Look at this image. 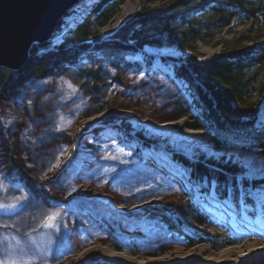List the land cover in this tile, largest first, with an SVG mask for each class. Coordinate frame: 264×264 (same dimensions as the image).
Instances as JSON below:
<instances>
[{
    "label": "rangeland",
    "instance_id": "1",
    "mask_svg": "<svg viewBox=\"0 0 264 264\" xmlns=\"http://www.w3.org/2000/svg\"><path fill=\"white\" fill-rule=\"evenodd\" d=\"M99 1L79 0V3L64 19L62 31L56 35L54 41H60L63 34L81 23L85 16L92 11L95 3ZM113 1H115V5H120L116 9V16L104 27L97 28L100 41L111 39L134 17L146 0ZM212 16L213 13L210 10L202 21L211 23L214 21ZM248 24L249 21L244 16L237 15L230 27L221 31L216 30L213 34L211 32L209 35L212 34V36H206L204 42L188 43V47L195 49L196 53L202 57L210 58L219 53L218 44H231L237 37L248 35L246 33ZM251 37L259 46L264 47V29L252 34ZM86 43L88 44L87 53L77 54L75 60L81 63L83 69H99L106 73L103 78L104 84L100 88L104 103L108 99L110 101V109L102 112H97V108L88 110L89 112L87 111L75 119L70 116L65 118L62 115L57 117V124L60 125L59 132L61 133L65 129L69 134V139L60 138L51 148H62L64 154H57L58 162L52 170L45 171V174L39 176H30V182H28L29 187L34 186L41 191V196L50 206L55 204L57 208L50 212V217L45 221L39 233L25 239L17 235L1 237L0 260H3L4 264H112L110 263L111 258L105 257L102 251H89L90 247L84 249V246H78V238L82 237L84 231L90 228L97 232L93 236L96 241L95 246L104 248L113 247L112 244H116L118 250L113 248L117 253H123L119 245L135 244L139 237H150V234L153 230L158 229V226L168 233L169 238H178L188 243L187 249H193L200 245L211 247L213 245L210 242L211 238L217 243H222L234 241L241 236L252 235L256 238L263 236L261 233L264 231V204L260 202L262 194H257L255 190L264 189V175H261L255 168H246L245 165H250L253 162L256 165H264V150L217 149L203 129L194 130L188 127L193 122L191 120L194 116L193 101L185 83L175 76L174 65L185 60L190 52L178 45H172L166 40H162L160 45H146L141 49L135 47L136 43H128L124 50L117 51L115 54L92 39L87 40ZM110 58L111 60H109ZM115 77L123 80L122 83L120 84ZM53 81V87L51 86L53 92H59L57 96H63L65 101H71L69 93H73L75 96L81 93L77 83L67 72ZM139 82H144L145 87L148 88L145 96L139 93L132 95L131 93L133 85L135 86V83ZM162 101H166V105L170 107H175L177 103L182 102L187 116L175 120L161 119L160 111L162 109L159 111L157 104ZM58 111L60 110L58 109ZM111 113L113 117L110 121ZM144 115L148 116V119L143 117ZM45 116L48 120V126L45 128H49L52 118L50 113ZM156 119L159 121L156 122ZM256 119L258 125L264 124V100L258 109ZM148 121L156 124L159 128H164L165 125H173L174 128L166 131L165 134H156L146 126ZM11 123L13 124L1 117L0 126L6 132L11 130ZM182 133L197 135L198 138L190 140L178 138L177 136ZM20 141L23 142V139ZM89 141L93 143L92 149L87 147ZM108 141H115L116 146L121 150H117V147H109L110 145L106 144ZM160 157L165 160L168 168L155 160ZM183 158L190 162H196L202 158L221 164H232L243 170L244 174L250 173L247 176L244 175L245 179L250 182L256 181V183L247 188L241 185L238 189V197H240L235 203L232 195L234 186L229 189L227 196H222L217 192L215 184H211L207 180L201 182L192 180L191 169L183 164ZM79 159L83 163L81 167L74 166L73 174L76 177L71 178L70 184L75 185L80 191L68 194L57 189L56 185L67 173L70 163L73 161L76 164ZM102 160L107 161V164L104 165L105 167L96 168L95 174V167L99 165L98 163H102ZM110 161H114V164L109 163ZM132 162L146 167L148 172L154 171L159 177L161 176V180L164 182L159 180L157 183L163 184L164 187L172 189L177 183L181 188L179 192L162 196V200H160L161 197L156 199L157 205L155 206L142 207L139 211V216H141L139 222L133 221L126 215L133 213L136 204L142 200L133 201L135 199L131 195H127L121 190H119L120 192H103L104 196L99 197L95 190L84 187V185H90V187L97 188L96 181L93 184L82 181V174H87V176L95 174L102 177L103 172L108 170L105 172L108 173L105 175V180L111 182L122 166L130 165ZM172 168L178 174L177 181L172 173ZM46 169L48 167L44 168V170ZM244 181L240 177L238 182ZM248 192H253L254 196H248ZM96 198H98V202L105 203L111 210H115L119 215L117 220L125 223L124 226L128 224V228L125 229L118 222L111 223L104 220L100 214L94 212L95 209H98L96 206L100 204L95 201ZM247 198L251 200L253 208L245 207L247 203H250ZM25 200H28V197L9 202L0 197V205L6 209V211H0V216L17 215L28 204V201ZM209 200L213 201V205L208 203ZM70 203L73 204L71 208H69ZM225 206L229 215L222 221L218 212L225 214V211H219L218 208ZM88 211L91 212L88 213ZM60 212L65 228L64 252L61 256L60 253L55 255L56 241L53 235L59 230L53 220L54 213ZM234 212L236 215L240 213L238 214L240 216H232ZM198 215L206 220V226H199L195 222ZM242 215L247 216L248 219L250 217L249 220L253 223L258 221L260 229L250 232L240 226L241 222H238L236 218L240 220ZM138 223L141 225L139 226ZM200 238L204 239L198 241ZM172 244L176 246V244ZM167 245L161 244L158 247L157 250H161L160 255L150 254L146 258L169 255L171 250L166 249ZM116 264L122 263L116 261Z\"/></svg>",
    "mask_w": 264,
    "mask_h": 264
},
{
    "label": "trees",
    "instance_id": "2",
    "mask_svg": "<svg viewBox=\"0 0 264 264\" xmlns=\"http://www.w3.org/2000/svg\"><path fill=\"white\" fill-rule=\"evenodd\" d=\"M119 5H115L113 0H100L81 23L55 42L56 35L62 31V20L48 44L33 46L29 62L23 68L11 71L0 67V123L1 117L9 123L13 122L7 132L0 126V197L7 202L28 197L25 200L28 204L20 213L0 216V238L17 235L25 239L39 233L50 212L57 208L55 204H48L40 190L28 185L30 176L52 170L58 162L57 154H64L62 148H51L60 138L69 139L65 129L59 132L57 117L62 115L75 119L88 110L97 108V112H102L110 109V101L108 99L104 103L100 88L106 73L99 69H83L81 63L75 60L77 54L87 53L86 41L89 39L102 44L106 50H112L113 54L124 50L128 43H136L135 47L141 49L146 45H160L162 40L187 49L190 55L185 60L176 61L174 73L185 83L193 101V122L188 127L203 129L217 149L264 150V124L258 125L256 119L264 100V47L251 37L264 29V0H146L111 39L100 41L97 28L104 27L116 16ZM210 10L214 21L204 23L202 19ZM237 15L249 21L248 35L237 37L231 44H218L219 53L210 58L202 57L188 47V43L204 42L205 37L212 36L216 30L230 27ZM65 72L77 83L81 92L77 96L69 93L71 101L57 96L59 92L54 93L52 88L53 79ZM115 79L120 84L123 81L118 77ZM147 89L144 82H139L133 85L131 93L145 96ZM166 104V101L157 104V109H162L161 119L175 120L187 116L182 102L175 107ZM47 113L52 118L49 128H45L48 126ZM110 117L111 121L112 113ZM182 162L191 169L192 180H207L215 184L222 196H227L234 186L232 195L235 203L240 197L238 189L241 185L247 188L256 183L245 179L244 171L229 163L202 158L196 162L183 158ZM132 163L122 166L111 182L115 184L113 192L121 190L136 199L144 194L148 183L155 185L157 182L146 167ZM98 164L95 174L96 168L104 167L105 162L102 160ZM75 165L73 161L70 163L67 173L56 185L57 189L73 193L70 182ZM45 167L48 169L44 170ZM95 174L89 175L90 178L97 176ZM89 176L86 174V177ZM240 177L245 181L238 182ZM247 201L251 203L248 198ZM61 212L54 213L53 219L59 229L53 234L56 241L54 252L55 255L60 253V256L64 252L65 233ZM195 222L206 226V220L201 215L196 216ZM91 229H86L82 237L96 232ZM164 232L158 226L150 237H139L134 245L151 249L168 244L173 238L165 240ZM1 248L0 241V251Z\"/></svg>",
    "mask_w": 264,
    "mask_h": 264
},
{
    "label": "bare ground",
    "instance_id": "3",
    "mask_svg": "<svg viewBox=\"0 0 264 264\" xmlns=\"http://www.w3.org/2000/svg\"><path fill=\"white\" fill-rule=\"evenodd\" d=\"M263 115V112H262ZM146 119H148V116H143ZM139 118V117H138ZM155 119V118H154ZM138 120V119H137ZM156 122H158L159 120L156 119ZM149 127V129L151 131H153L156 134H165L167 133L166 131H170L171 129L174 128L173 125H165L164 128H159L156 126V124H153L151 122H147V125ZM166 128V129H165ZM173 134L175 135V132H173ZM178 138H186L187 140H190L192 138H198L197 135H193V134H189V133H182L180 134V136H177ZM107 145H110L109 147H117L116 146V142L115 141H108L106 143ZM112 145V146H111ZM87 147L88 148H93V143L92 142H87ZM117 150H121L120 147H117ZM210 152V151H209ZM113 153V151H112ZM149 156V155H148ZM150 157V156H149ZM114 160V159H113ZM156 161H158V163L163 164L164 166H166V162L165 160L161 157L160 158H155ZM105 164H107V161H105ZM114 161H110L109 163L114 164ZM83 162H81V159L76 161V166H80L82 165ZM133 164V163H132ZM138 164V163H136ZM139 166V164H138ZM105 167V166H104ZM167 167V166H166ZM168 168V167H167ZM83 169V167H82ZM173 169V168H172ZM84 170V169H83ZM108 172L104 171L103 172V176H92V178L86 177V174H82V181L87 182L88 183H94L95 181L97 182L96 185H98L97 188L95 187H90L87 185H84V187H88V188H92L91 190H95L98 194L99 197H103V192H113L114 191V187L115 184L113 182H106L105 178ZM172 172V171H171ZM75 173V172H74ZM149 173L154 177L153 179L155 180V182L157 181H162L161 180V176L159 177L157 174L154 173V171H149ZM173 175L174 178H176V181L178 180V174L177 172H174L173 169ZM76 177V175L72 174V179H74ZM175 183V182H174ZM175 187H173L172 189H168L166 187L163 186V184L161 183H157L155 185H152L150 183H148V188L146 186L147 189L144 190V194H141L140 196H138L134 201H141L140 203L136 204L135 209L133 210V213H129V215H126L128 218L132 219L135 222H139L138 220L141 218V216H139V211H141L140 209L144 206L149 207L150 205H157V200L156 199H160L159 197H161L160 200H162V196H168L170 194H174L176 192H179L181 190V188L179 187V184L175 183ZM164 187V188H162ZM101 186V187H100ZM71 191L72 192H78L80 191L79 188L77 189V187H75V185H71ZM91 192V191H90ZM98 198L95 199L96 202ZM100 203L98 206H96L98 209L94 210V212L100 214V216H102V219L104 220H108L111 223L114 222H118L120 224H125L119 220H117L119 218V215L116 214L115 210H111V208H109V206L105 205V203ZM117 203V202H116ZM210 205H213V201L209 200L208 202ZM145 207V208H147ZM245 207H250L253 208V205L251 203L245 205ZM219 211H225V214H221L220 212H218V214H220V218L221 220H225L224 218L226 216L229 215V211L228 209L225 207H219L218 208ZM91 211H88V213ZM243 213V212H242ZM240 214V213H238ZM236 215V212H234L232 214V216L236 215V216H240V215ZM244 214H247L246 212H244ZM85 215V214H84ZM86 216V215H85ZM250 219V217H249ZM248 219L247 216H241L240 220L239 218H236V220L238 222H241L242 227H245L247 229V231H255L256 229H260L259 228V222L255 221L254 223L251 222ZM71 225V224H70ZM69 225V226H70ZM138 225L140 226L141 224L138 223ZM117 226V225H116ZM124 226V225H123ZM125 229L128 228V224H126ZM63 228V227H62ZM127 232V230H125ZM129 233V232H128ZM261 233V232H260ZM96 234H89V236L86 237H80L78 238V246L79 247H83L85 248H89V251H98L104 254L105 257H109L111 258L110 263L112 264H116L117 262H120L122 264H264V231H262V235L261 237H254L252 235L250 236H241L238 239H235L234 241H225L222 243H217L213 240V238L210 239V242H212V246L208 247L205 245H200L198 247H195L193 249H187L189 244L186 243L184 240L178 239V238H173L172 241H170L168 243V245L166 246V249H170L171 252L169 255H164L158 258H146V256H149L150 254H155V255H160L161 254V250H157L158 247H154L151 249H147V248H141L139 245H134V244H125V245H119V248L122 249L123 253H117L115 251V248L118 250L116 244H112L113 247L109 246V247H104L101 248L99 246H95L96 241L95 238L93 237ZM163 236L165 240L167 239H171L168 238V233L165 234V232L163 233ZM204 239V238H202ZM201 238L198 239L202 240ZM64 241V240H63ZM116 242V241H115ZM164 243V242H161ZM160 243V244H161ZM172 243L176 244V246H174ZM92 246V247H91ZM136 256V257H134ZM141 258V259H139Z\"/></svg>",
    "mask_w": 264,
    "mask_h": 264
},
{
    "label": "water",
    "instance_id": "4",
    "mask_svg": "<svg viewBox=\"0 0 264 264\" xmlns=\"http://www.w3.org/2000/svg\"><path fill=\"white\" fill-rule=\"evenodd\" d=\"M79 0H0V67L23 68L33 46H45Z\"/></svg>",
    "mask_w": 264,
    "mask_h": 264
},
{
    "label": "snow or ice",
    "instance_id": "5",
    "mask_svg": "<svg viewBox=\"0 0 264 264\" xmlns=\"http://www.w3.org/2000/svg\"><path fill=\"white\" fill-rule=\"evenodd\" d=\"M245 167L246 168H255L261 175H264V165H256L255 162H253L250 165H245ZM249 174L250 173H247V172L245 173L246 176L249 175ZM255 192L257 194H262L260 202L262 204H264V189H256ZM247 195L252 197V196H254V193L253 192H248ZM0 211H6V209H4L3 205H0ZM0 264H4V261L0 260Z\"/></svg>",
    "mask_w": 264,
    "mask_h": 264
}]
</instances>
